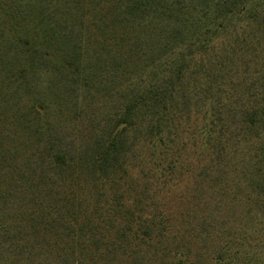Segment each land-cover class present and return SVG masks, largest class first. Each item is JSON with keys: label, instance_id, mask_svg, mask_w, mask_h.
Masks as SVG:
<instances>
[{"label": "trees", "instance_id": "obj_1", "mask_svg": "<svg viewBox=\"0 0 264 264\" xmlns=\"http://www.w3.org/2000/svg\"><path fill=\"white\" fill-rule=\"evenodd\" d=\"M52 9L0 0V237L30 254L64 246L66 264H138L146 251L160 253L152 264H264L253 234L200 229L197 196L177 194L182 209L165 189L191 150L208 154L200 175L213 171L225 206L241 185L264 192V0H69L66 29ZM89 58L142 71L71 145L38 77L52 66L89 85ZM141 142L157 187L134 172ZM195 236L215 241L208 256Z\"/></svg>", "mask_w": 264, "mask_h": 264}, {"label": "rangeland", "instance_id": "obj_2", "mask_svg": "<svg viewBox=\"0 0 264 264\" xmlns=\"http://www.w3.org/2000/svg\"><path fill=\"white\" fill-rule=\"evenodd\" d=\"M38 1L52 7V18L59 17L63 20L62 26L66 29L65 11L66 3L68 4L69 0ZM81 36L84 35L76 31L75 38L80 39ZM88 60L85 63L92 64L95 71L89 85H84L82 81L72 83V85H70L71 82L66 84V77L57 70L53 71L52 66H44L48 67L50 72L46 73V70L43 69L42 74L38 77L51 103L54 124L64 135L66 142L71 145H78L82 142L85 139L84 133L88 131L89 127H94L99 119L115 110L121 101L127 79L132 81L142 71V68H136L133 64L113 66L112 61H109L106 70L102 72L97 61H93L92 58ZM143 144V142L139 143L137 150L132 153L134 172L141 179V184L157 187L159 183L156 176L154 177L151 158L143 148ZM243 150L246 151V148ZM189 153L191 160L185 163L188 166L186 167L187 171L183 168L182 172L173 176L172 183L165 186V189H170L171 193L174 192L171 197H175V199L171 200L170 204L182 205L180 206L182 209L188 207L186 202L184 204L181 200H176L177 194L183 192L191 197L194 193L197 196V204L194 203L192 207L195 208L197 217H190L193 224H199L200 229H212L218 224L234 229L239 227L245 236L254 235L257 247L264 259V192L256 191L251 196L249 187L241 185L240 196L242 195V197L239 202H232L230 199L225 206L217 187L214 186L213 171L206 173L205 177L200 175L204 165L208 163V154L199 157L191 150ZM235 160L233 159L231 162L233 163ZM243 160L247 163V158ZM228 175L226 180L233 187V175ZM168 198L167 194L164 200L167 201ZM196 201L194 200V202ZM204 214L208 215L207 218L202 217ZM0 240H2L0 241V264H66L69 260L66 249H63L64 246L56 247L53 250L46 246L41 248L38 253L30 254L28 251L29 242L21 236L10 235L5 239L0 237ZM193 241L194 250H202L207 256L215 247V241L210 236H206L205 239L195 236ZM159 255L160 253L146 251L143 257H134L133 259H136L138 264H152Z\"/></svg>", "mask_w": 264, "mask_h": 264}]
</instances>
